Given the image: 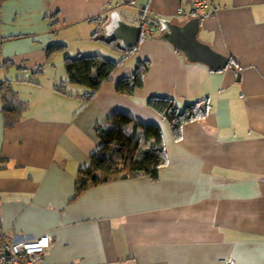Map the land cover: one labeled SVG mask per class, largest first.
Wrapping results in <instances>:
<instances>
[{"label":"crops","instance_id":"1","mask_svg":"<svg viewBox=\"0 0 264 264\" xmlns=\"http://www.w3.org/2000/svg\"><path fill=\"white\" fill-rule=\"evenodd\" d=\"M114 10L132 23L153 18V33L143 27L131 51L105 40ZM194 16L227 68L187 60L161 38L158 19ZM89 55L121 62L92 100L66 71L68 58ZM140 62L150 63L143 87L119 92ZM2 71L0 235L48 234L37 264H264V0L200 11L186 0H0ZM154 96L207 111L177 140L148 105ZM116 112L159 125L168 163L158 179L91 183L75 196L82 170L103 154L97 127Z\"/></svg>","mask_w":264,"mask_h":264},{"label":"trees","instance_id":"2","mask_svg":"<svg viewBox=\"0 0 264 264\" xmlns=\"http://www.w3.org/2000/svg\"><path fill=\"white\" fill-rule=\"evenodd\" d=\"M148 37L147 34H145ZM63 46H53L54 50ZM121 62L99 55L79 56L66 60L69 81L90 88V100L100 92L103 85L111 82L114 71ZM149 62H140L134 70L132 81L121 80L117 84L119 92L133 95L136 89L143 87L144 76L149 71ZM2 95V89L0 88ZM203 101L190 102L181 111L175 99L168 96H154L148 99V105L159 112L172 127L177 140L183 136L184 125L203 118L206 114ZM97 133L102 141L103 154L94 156L93 164L82 170L78 179L79 195L91 183H108L115 179L149 175L159 178L162 166L168 163L164 133L159 125L143 124L135 121L123 112L114 113L106 126L99 125Z\"/></svg>","mask_w":264,"mask_h":264},{"label":"water","instance_id":"3","mask_svg":"<svg viewBox=\"0 0 264 264\" xmlns=\"http://www.w3.org/2000/svg\"><path fill=\"white\" fill-rule=\"evenodd\" d=\"M158 21L161 38L181 51L187 60L204 63L214 71L227 68L230 64L227 55L215 51L208 43L198 38L199 16H194L184 23L168 18H160ZM104 29L102 37L107 41H117L118 46L125 51L134 50L139 45L143 33L141 24L125 20L118 10L111 12ZM202 107L207 111V103H203Z\"/></svg>","mask_w":264,"mask_h":264},{"label":"built area","instance_id":"4","mask_svg":"<svg viewBox=\"0 0 264 264\" xmlns=\"http://www.w3.org/2000/svg\"><path fill=\"white\" fill-rule=\"evenodd\" d=\"M193 11L208 10L215 7V0H186ZM144 29L152 34L153 25L148 20H141ZM51 247L48 234L38 237L18 239L14 235H0V264H37L44 259ZM224 264H235L233 258L225 259Z\"/></svg>","mask_w":264,"mask_h":264},{"label":"rangeland","instance_id":"5","mask_svg":"<svg viewBox=\"0 0 264 264\" xmlns=\"http://www.w3.org/2000/svg\"><path fill=\"white\" fill-rule=\"evenodd\" d=\"M148 20L150 21V23H152V24H154L155 25V21L153 20V18H148ZM155 29V28H154ZM135 60V58L134 59H132V61H134ZM130 63V62H129ZM137 67V66H136ZM136 67H135V69H136ZM1 77H3V71L2 72H0V78ZM177 106H178V104H177ZM182 108H184V107H182ZM185 109V108H184ZM184 109H182L181 111H183Z\"/></svg>","mask_w":264,"mask_h":264}]
</instances>
